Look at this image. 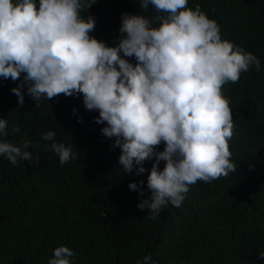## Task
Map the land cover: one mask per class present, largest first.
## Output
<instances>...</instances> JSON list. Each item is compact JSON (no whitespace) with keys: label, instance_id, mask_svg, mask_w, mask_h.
I'll return each instance as SVG.
<instances>
[{"label":"trees","instance_id":"trees-1","mask_svg":"<svg viewBox=\"0 0 264 264\" xmlns=\"http://www.w3.org/2000/svg\"><path fill=\"white\" fill-rule=\"evenodd\" d=\"M194 3L216 19L222 38L264 65V0H189ZM122 12L154 10L145 12L139 0H97L89 9L96 18L92 35L111 43ZM19 83L0 77V117L9 132L0 139L31 140L39 160L14 165L0 156V264H47L61 244L74 249V264H135L145 254L156 264H264V69L253 66L223 86L233 110L229 145L237 169L211 183L198 180L180 207L165 206L157 219L137 207L142 197L128 188L141 179L147 188L153 159L139 176L125 174L120 149H112L100 132L104 125L93 119L99 113L86 110L82 96L60 94L36 107L25 87L19 105L11 91ZM16 125L19 133L12 132ZM49 130L58 142L75 145L76 160L59 162L41 137Z\"/></svg>","mask_w":264,"mask_h":264},{"label":"clouds","instance_id":"clouds-1","mask_svg":"<svg viewBox=\"0 0 264 264\" xmlns=\"http://www.w3.org/2000/svg\"><path fill=\"white\" fill-rule=\"evenodd\" d=\"M96 2L0 0V77L20 81L11 88L19 105L25 87L36 107L60 94L82 96L86 110L99 113L93 119L104 125L100 132L112 140V149H120L117 160L125 174L139 176L148 171L144 161L153 159L147 188L143 179L128 188L142 197L137 207L157 219L165 206H181L190 185L237 169L229 145L233 110L223 86L264 65L254 52L222 38L220 25L199 3L139 0L142 10L151 6L154 13L122 12L109 43L92 35L96 18L89 9ZM7 128L0 117V137L9 135ZM20 131L19 125L12 128ZM56 135L49 130L41 137L61 164L76 160L75 145L58 142ZM31 144L0 139V156L14 165L39 160ZM75 255L61 244L47 264H74ZM135 264L156 262L145 254Z\"/></svg>","mask_w":264,"mask_h":264}]
</instances>
